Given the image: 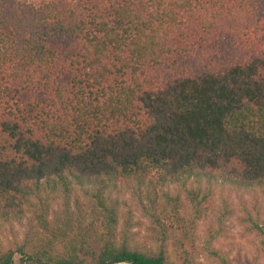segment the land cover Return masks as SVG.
Returning <instances> with one entry per match:
<instances>
[{"label": "trees", "instance_id": "obj_1", "mask_svg": "<svg viewBox=\"0 0 264 264\" xmlns=\"http://www.w3.org/2000/svg\"><path fill=\"white\" fill-rule=\"evenodd\" d=\"M215 182L264 193V0H0V264H203ZM239 209L264 264V205Z\"/></svg>", "mask_w": 264, "mask_h": 264}, {"label": "rangeland", "instance_id": "obj_2", "mask_svg": "<svg viewBox=\"0 0 264 264\" xmlns=\"http://www.w3.org/2000/svg\"><path fill=\"white\" fill-rule=\"evenodd\" d=\"M38 1V0H31ZM213 198L216 204L214 210H209L207 212V217L200 221L196 227V235L192 243H188L186 246L188 250L192 251V245L194 247V253L198 252V256L195 257L197 261L203 264H216L211 259L201 254V243L203 239L207 236L208 227L216 223V217L218 215V209L221 207L222 202L226 201L232 209V215L228 217L227 223L228 233L225 237L220 239L217 242L224 252L228 256V260L231 264H261V256L259 251L258 239L254 234L244 231L243 226L239 224V217L241 216L240 207L244 205L247 209H251L253 205H264V193H259L256 191L236 189L230 187L227 184L213 183ZM177 184H170L165 186L164 190L170 194H175V191L178 190ZM124 199L130 204V198L128 195L124 196ZM161 205L163 207L167 204L166 201L162 200V197L159 196ZM55 208H58V202L55 203ZM132 223L134 225L129 226L130 232H136L137 238L136 243L144 244L148 243L147 240L150 235L148 227L150 226L149 219L145 216H142L141 213L135 210V206H132ZM125 210L124 208L122 211ZM168 210V209H167ZM123 216V213L122 215ZM122 221V219H121ZM172 225L174 226L175 233L181 237V229H187L189 226L187 223H182L180 221H173ZM22 229L18 226L8 228L0 225V241H5L7 238L12 236L19 237L21 235ZM172 241V240H171ZM169 250L173 253L175 252V247L169 244Z\"/></svg>", "mask_w": 264, "mask_h": 264}]
</instances>
